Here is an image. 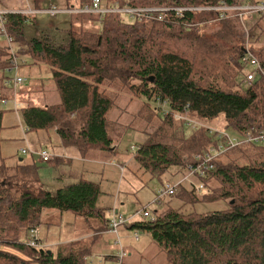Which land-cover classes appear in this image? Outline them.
<instances>
[{
  "label": "trees",
  "instance_id": "trees-1",
  "mask_svg": "<svg viewBox=\"0 0 264 264\" xmlns=\"http://www.w3.org/2000/svg\"><path fill=\"white\" fill-rule=\"evenodd\" d=\"M44 1L32 0L33 7L54 3ZM103 1L105 6L117 2L120 6L150 7L240 5L259 0ZM91 2L66 0L59 6ZM72 15L77 17L75 21H94L101 27L94 30L70 26L67 38L60 42L48 34L27 37L26 26L34 25L35 17L18 13L6 16L16 52L32 59L27 65H34L37 59L46 68L51 93L58 97L57 102L45 107H20L27 132L56 128L64 143L77 146L86 158L103 153L105 159L119 156L115 142L120 135H110L116 124L110 117L117 106L118 82L126 89L128 105L133 99L141 102L122 125L121 132L132 131L138 137L136 151L127 156L125 163L132 165L140 178L150 180L169 171L172 175L188 172L197 154L223 140L204 127H186L174 117L176 112H187L192 119L216 128L222 123L223 131L230 129V134L240 137L248 125L264 128V75L259 73L251 82L247 79L252 68L243 57L249 50L244 45L234 48L245 38L243 21L238 16L222 19L216 11H190L182 16L168 13L161 20L134 18L128 22L121 12ZM213 19L223 21V25L211 36L200 33L201 27ZM253 52L264 66V57ZM11 59L9 49L0 42V143L3 107L7 108L2 100L14 95L7 83ZM111 86L113 90L108 92ZM28 93L33 96L32 89ZM122 111L127 110L124 107ZM21 158L16 160L17 172L24 167L25 176L40 181L38 164ZM214 164V169L205 170L202 176L194 173L188 183H179L174 195L167 196L178 198L179 207L155 211L154 220L142 218L129 228L149 233L165 254L166 264H264V142L242 143L219 155ZM66 171L65 176L70 174L69 168ZM75 176L73 182L55 191L43 184L35 191L28 183H14L0 175V264H85L83 256L87 253L64 254L59 249L54 253L42 244H29L30 231L45 210L75 214L89 227L95 226L96 232L108 226L111 218L98 206L99 183L82 173ZM200 184L203 188L199 191ZM218 200L227 206L196 211L197 203Z\"/></svg>",
  "mask_w": 264,
  "mask_h": 264
},
{
  "label": "rangeland",
  "instance_id": "rangeland-1",
  "mask_svg": "<svg viewBox=\"0 0 264 264\" xmlns=\"http://www.w3.org/2000/svg\"><path fill=\"white\" fill-rule=\"evenodd\" d=\"M47 1L54 2L52 4L58 3L59 5H62V3L66 2V0H45L42 3H45ZM249 2L250 1L242 3V5H246ZM33 4L34 3L32 2V0H0V7H6L7 9L12 7H28L29 5L33 7ZM110 6H113L110 7L111 9H119L123 7L118 5L117 2L115 5ZM117 12L122 11L116 10L111 11L110 13ZM75 18L77 17H73V15L70 13H59L56 16H52L50 14L38 15L36 16V19H33L34 25L29 24L26 26V34L29 35L27 37L48 34V36L53 38L54 41L59 40L61 42L67 38L66 33L67 29L70 26L74 27L75 29L91 28L94 30H98L101 27L100 24H97L94 21L90 22L88 20H76V22ZM125 20L131 22L133 21V18L126 15ZM242 21L243 23H241V26L245 34V38L241 39V41L238 43V46L234 48L237 49V47L244 45L245 49L252 52L256 51L258 54L264 57V16H257V14L243 15ZM220 22L221 21L217 19H213L212 21L205 23L201 27L200 33L205 36L213 35L220 28L219 26L223 25V21L221 23ZM76 23H78V25H76ZM6 46L9 49V46ZM28 61L32 62V59H28ZM37 62L38 60L35 59L34 65L24 66L20 70V72L28 78L27 84L21 87L17 94L18 101L23 103L22 106L25 104V106L45 107L48 103L58 101V97L56 95L53 96L54 92L51 93L50 89H52V85H50V82L48 80L49 76L46 68L42 66L41 63ZM1 84L3 86V83ZM115 85L118 88L115 91L118 99L116 108H114L111 112L112 118L110 117V120L113 121L114 119L116 121V124L110 131V135L113 138L120 135L117 142H115L119 152V156H116V159L112 161L109 160L108 162H105L109 164L108 172L105 175H102L100 164H97L94 172L87 173V176L93 181L99 183L102 188L100 204L102 206L110 207L112 211L117 209L118 213L114 212L113 216H116L117 214L122 215L124 216V218H126L127 223L126 225H123L119 228V238L121 239V241L118 245L115 243V241L117 240L116 237L107 238L106 244L109 247L101 251V255L105 256V260L104 262H102V264H113L116 261L118 247H122L126 252V256H124L123 258V260L126 261L125 264H166L167 258L165 254L159 251V247L157 246V244H155V242H152L149 233H146L142 230L130 229L129 226L135 221L145 218L142 215H135L138 210L147 207V210L155 217L154 212L160 211L162 208H164L163 204L167 200L172 199L171 201H173L174 197H168L162 199L160 202H153V200L160 196L161 190L163 189L166 182L169 181L175 183L176 180L180 179L181 177L184 179L188 172L187 170L186 172L178 171L177 173H173L172 175V173H170L169 171L168 173H164L163 175H161L160 178L153 177L149 180L140 178V176L133 171V166L125 163V160H128L127 156L134 155L136 151L135 142L138 141V137L132 131H130L132 134H126L129 133L127 131L121 132L122 125H125L130 120L128 114L134 113L136 106H140L141 102L133 99L132 102L128 105V95L125 93L126 89L121 88V85L118 82H116ZM120 88L121 90H119ZM31 89L33 96H30V94L28 93V91ZM112 90L113 89L111 86L109 87L108 92H112ZM0 107L2 106L0 105ZM6 107L8 109L3 107L5 111L3 117L4 129L2 133L3 140H1L0 143V175L3 176L1 178L11 179L14 183H28L29 185H31L33 190L37 191L36 188L40 186L39 181L33 182L29 176H25L24 173L26 171L24 167H20L18 172L16 170L18 166L15 165L17 163L16 160L18 157H30L22 154L21 151V154L18 153L19 150L28 149V154L34 157V159L40 164V166L43 167L42 169L48 168L49 165L48 162H42L39 156L36 154L43 149L50 152V154L52 155V160L57 158L64 162L67 160V158L70 159L71 156L79 158L80 153L77 149L69 148V150H66V148L56 140L57 138L53 131L27 132L22 120V111L19 109H12L11 105H8ZM19 107H21V104ZM124 107L127 111H122ZM217 126L221 130H223V128L225 127L222 123H218ZM227 132L231 133L232 131L228 129ZM91 152L96 154L95 151L93 152V150ZM78 165V161L74 162L75 167H77ZM121 165L124 166L122 172ZM187 180L186 182L188 183ZM146 181L148 182L146 183ZM63 182L65 184L71 183L73 182V179H71L70 177H64ZM195 182H198V179H196ZM214 182L218 183V180ZM55 184L56 182H51L48 183V185H43L46 189L55 191V188L57 187V185ZM203 203L205 202L197 203L198 205L196 206V211L202 212L203 210H222L227 206L226 202L222 200L206 202V204ZM179 204V200L176 199L174 206H177ZM111 209L107 208L105 210L108 217L111 215ZM70 215H72V217H75L73 214ZM70 215L68 214V216ZM43 222L45 224L49 223L44 214L40 216L35 224V226H37L35 229L36 236L39 238V243L42 244V246H44V243L42 242L43 240H45L46 242H48L49 247L54 251V253H57V251L59 252V250H63L64 254H69L72 251L76 253H87V255L83 256V261L85 264L88 263L87 256L91 255L89 253L90 251H95V246L92 245V237L88 239H84L82 237L86 231L82 227L78 228V223L74 222V224H71V222L66 221L63 234L59 236L57 235V238V236L52 232V227L50 229L49 227L43 226ZM66 228L68 230H66ZM43 229L44 231H46L48 238H43L42 240ZM134 236L137 240H139L136 241ZM102 242H104V237H102L100 243ZM114 244L118 247L116 248ZM101 246L103 245H100V247ZM129 251L132 255L127 256ZM112 253H114L113 256L111 255ZM94 255L95 253H92L91 256Z\"/></svg>",
  "mask_w": 264,
  "mask_h": 264
},
{
  "label": "built area",
  "instance_id": "built-area-1",
  "mask_svg": "<svg viewBox=\"0 0 264 264\" xmlns=\"http://www.w3.org/2000/svg\"><path fill=\"white\" fill-rule=\"evenodd\" d=\"M113 6H105L103 5V0H92L91 3H86L82 6H68V7H60L58 4H50L49 6L44 7H32L29 5L26 8H17V9H0V42L4 45L9 46V51L11 53V66L7 69L9 73V77L7 79V83L12 86L14 89V95L11 99H3L2 104L8 106L11 105L12 109H20V104L22 107V103L18 101V91L21 87L25 86L28 82V78L20 72L22 67L28 64V59L23 56H19L16 52L15 47H13V37L8 33L7 27L5 24V19L8 14L18 13L26 15L28 18L36 17L40 14H50L52 16H56L59 13H70V14H98L103 16L106 13H110L111 11H122L125 15L130 16L131 18H138L144 20H152V19H164V16L168 13H175L177 16H182L187 12H202V11H216L218 13L219 18H230L234 16H238L241 20L243 19V15H254V14H264V0H259L256 3H247L246 5H227L220 4L217 6H150V7H131V6H123L119 9H111ZM120 7V6H119ZM243 61L246 62L247 66L252 69L248 72L247 79L248 81H254L258 74L261 73L264 75V66L260 61L259 57L252 51H246V55L243 57ZM167 103L164 101V104ZM167 112V111H166ZM174 117L177 120L183 121L184 125L189 128L199 129L200 127H204L208 129L209 133L215 135L218 138H222L223 140L214 147H210L204 153L197 154L195 156V161L193 164L188 165V174L183 179L181 178L179 181L172 183L166 182L164 184L163 189L161 190V194L157 197L153 202L157 203V199H162L167 196L174 195L177 190L179 183L187 180L194 173H200V175H204L205 170L214 169L215 164L214 160L224 153L225 151L232 149L241 145L242 143H262L264 142V128L258 129L255 125H248L244 130H242V137L238 136L236 133L233 135L220 130L219 128L213 127L211 125H206L192 119L187 112L184 114L176 112L174 113ZM22 154H28V149H21ZM39 158L43 162H50L52 160V155L49 151L43 149L39 153H36ZM203 185H198V190H202ZM136 215H142L145 218H150L154 220L155 217L152 213L147 210V207L139 210ZM126 218L122 215L112 216L110 223L108 224V231L113 233V235L117 238L115 243L118 245L121 239L119 238V226L121 224L126 223ZM36 227L31 229V239L29 240V244L31 246H39V238L36 236ZM136 233V232H135ZM119 238V240H118ZM118 247V246H117ZM117 258L113 264H125L123 258L126 256L125 250L122 247H118V251L116 254ZM115 256V257H116Z\"/></svg>",
  "mask_w": 264,
  "mask_h": 264
},
{
  "label": "crops",
  "instance_id": "crops-1",
  "mask_svg": "<svg viewBox=\"0 0 264 264\" xmlns=\"http://www.w3.org/2000/svg\"><path fill=\"white\" fill-rule=\"evenodd\" d=\"M104 2V1H103ZM58 4V3H57ZM59 5V4H58ZM61 6V5H60ZM27 6L25 7H12L10 9H17V8H26ZM1 8H5L7 9L6 7H0ZM41 15V14H40ZM38 16V15H37ZM36 19V17H35ZM34 22V20H33ZM34 24V23H33ZM27 25V24H26ZM23 104V103H22ZM25 105V104H24ZM23 105V106H24ZM43 131V130H42ZM55 136H56V140L61 144L63 145L66 150H69L70 149H77L79 151V158L77 157H74V156H71L70 159L67 158V160L64 162V161H61L59 159H54V160H51L48 165V168H45V169H42L43 167L40 166V164L33 158H30V157H27L28 160H34V162L36 164H38V170H37V173H38V178H39V184H44V185H48V183H55V185H57V187L55 188L56 190L60 187H63L64 185H69L70 183H64L63 182V178L65 177H72L71 179H74V175H80L81 173L84 174L85 177H87L88 179H90L88 176H87V173L89 172H94V169L96 168L97 164H100V167L102 169V175H105L107 172H108V165L107 163L105 162H108L109 160L112 161L114 159H116V157H112L111 159H105V154H101L100 156H94L92 158H86L83 153L81 152V150L77 147V146H71L69 144H65L64 143V140L58 135V133L56 132V128L53 130ZM22 148V147H20ZM20 152V150H19ZM96 154L99 153V151L95 152ZM27 155V154H26ZM96 157V158H95ZM17 159L21 160L22 158L18 157ZM42 161V160H41ZM79 162V165L77 167L74 166V162ZM43 162V161H42ZM70 163V164H69ZM69 168L70 170V174L65 176V173L67 172L66 170ZM121 169V168H120ZM123 169H121V172H122ZM74 174V175H73ZM75 176V177H76ZM92 180V179H91ZM180 179L176 180L179 181ZM100 185V184H99ZM54 189V188H53ZM100 189H101V194H102V188L100 186ZM167 198V197H165ZM176 199L178 198H174L173 201H171L172 199L170 200H165L166 202L163 204V207L161 210H165L168 206L170 207H179V205L177 206H174V203L176 201ZM154 201V200H153ZM101 195L98 199V206L100 208H104L105 210L107 208L111 209L110 207L108 206H102L101 204ZM139 211V210H138ZM137 211V212H138ZM117 212V209L113 210L111 209V215L108 217V218H111L113 216V213ZM136 212V213H137ZM68 214H72L70 212H61L60 210L58 209H51V210H45L44 211V216L45 218H47V220L49 221V223H44L43 222V226H46V227H49L51 229L52 227V232L57 236L59 235H62L63 234V231L65 230V222H71V224H74V222L78 223V228L82 227L86 232L85 234H83V238H93V242H96V243H93L92 242V245L95 246V251H90L89 253L92 255V253H95L94 256H91L89 255V257L87 258L88 260V263L87 264H102V262H104L105 260V256L101 255L102 254V250H104L105 248H108L109 246H107L106 244V240L108 237L110 238H114L115 236L113 235V233H110L108 231V226H106L105 230L102 231V232H96L95 231V226L94 227H89L87 225V223L79 218L77 215L73 214L75 217H72V215L68 216ZM136 215V214H135ZM77 228V227H76ZM99 228V227H98ZM66 230H68L66 228ZM43 236H42V240L43 238H48V235L46 233V231H44L43 229ZM135 234V233H134ZM57 236V238H58ZM102 237H104V242L100 243L101 242V239ZM76 238V237H75ZM135 238V236H134ZM74 239V238H73ZM99 239V240H98ZM136 241H138L136 238H135ZM44 243L43 245L47 246L51 251H53L50 247H49V244L48 242H46L45 240H43ZM100 245H103L100 247ZM114 246L117 248V246L114 244ZM99 247V248H98ZM126 249V248H125ZM99 250V251H98ZM54 252V251H53ZM101 255V256H98ZM112 256L114 255V253L111 254ZM132 255L130 253V251L128 252V255L127 256H130ZM104 258V259H103ZM126 263V261H124Z\"/></svg>",
  "mask_w": 264,
  "mask_h": 264
},
{
  "label": "water",
  "instance_id": "water-1",
  "mask_svg": "<svg viewBox=\"0 0 264 264\" xmlns=\"http://www.w3.org/2000/svg\"><path fill=\"white\" fill-rule=\"evenodd\" d=\"M50 252H51V250H50Z\"/></svg>",
  "mask_w": 264,
  "mask_h": 264
}]
</instances>
